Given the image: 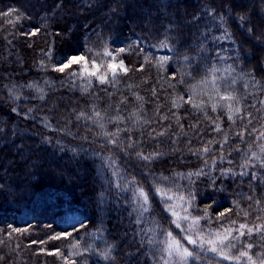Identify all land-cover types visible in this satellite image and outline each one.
Here are the masks:
<instances>
[{"label":"trees","instance_id":"1","mask_svg":"<svg viewBox=\"0 0 264 264\" xmlns=\"http://www.w3.org/2000/svg\"><path fill=\"white\" fill-rule=\"evenodd\" d=\"M165 37L161 68L151 52ZM118 45L127 72L110 85L71 88L77 65L55 70ZM201 88L215 101L193 107ZM262 131L264 0H0V264H165L167 232L198 257L187 264H251L188 244L167 204L190 216L183 229L200 218L193 238L253 228L226 251L261 264ZM136 186L150 194L143 216Z\"/></svg>","mask_w":264,"mask_h":264},{"label":"snow or ice","instance_id":"2","mask_svg":"<svg viewBox=\"0 0 264 264\" xmlns=\"http://www.w3.org/2000/svg\"><path fill=\"white\" fill-rule=\"evenodd\" d=\"M6 15H11V13H6ZM243 19V17H241ZM229 34L225 32V36L227 37ZM216 39H219L217 37ZM160 47L161 48H167L168 47V37H165V40L160 42ZM171 50V49H170ZM120 52H124V49H120ZM105 55L111 56L112 53L110 52H105ZM177 56H179V53H176ZM219 55V53L217 54ZM146 60L148 59L147 57L145 58ZM172 59V57H160L159 60L157 61V65L159 67H163L166 63L169 62V60ZM184 61L187 62L191 58L188 56L183 57ZM81 65V70L86 73L88 76L91 77H96L97 79L100 80L101 83L107 82L109 78V72L111 73V76L115 77L118 74V69L123 72H127V69L123 65V61H120L118 64L112 63L107 66V71L104 73H100V66L96 64L95 61H89L87 60L84 56H73L69 58L66 62H64L61 66L57 67L55 70L63 72L65 69L69 68L72 65ZM89 64H91V67H89ZM215 71V69L213 70ZM98 73H100L98 75ZM75 75V73H73ZM175 79V77H173ZM28 87H32V85H28ZM18 98V97H16ZM180 99H183L180 97ZM221 99L224 100H236V98L231 95L227 94L224 96H221ZM236 103L238 104L239 101L236 100ZM173 104L175 106L176 101H173ZM193 107H201L200 104L198 103H193ZM217 105L213 104L212 109L213 111L216 110ZM228 110L230 113H236L239 114L240 108L235 107L231 104L227 105ZM97 118H100V114L97 112L96 113ZM229 119H232V116L229 115ZM216 130L219 131V125L216 126ZM106 135H112L115 136V133L108 134ZM259 139H264V131L260 133V136L258 137ZM226 142V141H225ZM199 151V150H198ZM203 152H208L209 149L207 147H204L202 149ZM260 151L261 153H264V145L260 146ZM137 155L145 160V161H150L153 159V155H143L142 153H137ZM253 159L259 161L260 166L264 167V159H261L260 156H257L253 154ZM223 159V157H221ZM207 163V162H206ZM247 166V165H246ZM255 167V165H252ZM202 174L201 172L194 173V175H200ZM226 174V173H222ZM193 175V174H189ZM243 175V173H242ZM253 178H255V173H253ZM166 179V178H163ZM131 184H135V181H131ZM156 194L160 197L162 201H170L173 199L172 195H169L168 192H166L163 188L157 187L156 188ZM134 199L136 202V211L143 216L144 213H148L150 211V194L145 191L143 187L136 186L134 190ZM180 200H184V197L181 196L179 197ZM258 203V202H257ZM174 205L172 204H167L165 207V211L169 212L173 217V223L176 225L177 228H181L183 231H185V236L184 239L187 240L188 244L192 245L194 248H200L202 251L207 250L211 251L212 253L220 256L222 259L225 260H239L241 257H248L249 262L251 264H255V262L252 260V257L248 255L247 251H241L239 253V256H230L228 252L226 251L227 249H230L232 247H235V244L233 243L234 241L238 240L240 236L245 235L244 229H247V233L249 235L252 234L253 228L248 227V225L241 223L238 228H226L224 229L223 232L217 231L215 233L209 234L208 237H205V235L200 232L197 233L196 238H193V235L191 234L193 232V229L195 226L199 224V217H192L191 218V224L187 229L182 228L181 221H189L190 216L188 214L184 216H180L178 212L174 210ZM185 212H186V207H185ZM223 215V213H221ZM235 223V222H233ZM257 232H260L264 230V225H257L256 229ZM238 232V236H233V232ZM167 241H166V248H165V254H166V259H165V264H187V261L189 259H196L198 258L192 251H190L187 247H184L180 240H178L176 237L173 236L172 232H167ZM149 243H152L151 238H149ZM207 246V248H205ZM74 248H79V244L73 245ZM252 247L251 244L247 245V248L250 249ZM103 255L105 258H108L109 255V249H105L103 252ZM163 258V257H162ZM67 264V262H66ZM71 264H75V261H72ZM261 264H264V261H261Z\"/></svg>","mask_w":264,"mask_h":264},{"label":"rangeland","instance_id":"3","mask_svg":"<svg viewBox=\"0 0 264 264\" xmlns=\"http://www.w3.org/2000/svg\"><path fill=\"white\" fill-rule=\"evenodd\" d=\"M120 49H124L121 45L116 46V48H112V49H107L103 52H93L88 54L85 58L89 61H95L97 65L100 66V73H104L105 71H107V66L109 64L112 63H116L118 64L120 61H123V65L124 67L127 69L126 64L124 62V60L121 57V54L123 52H120ZM171 48L168 46L167 48H161L160 46L156 47L153 49V52L151 53H155L156 55V59L157 61L159 60L160 57H171ZM105 52H110L112 53L111 56L109 55H105ZM89 67H91V64H89ZM118 74L113 77L111 76V73L109 72V78L107 80V82L105 83H101L99 79H97L96 77H91L88 76L86 73H84L81 70V65H77V68L75 70H73L71 73H69V75L64 79V83L65 85H67L68 87L71 88H76V87H84L88 84H91L95 81L101 83V84H106V85H110L112 83V81L117 78L119 75L124 74L125 72L120 71L119 69L117 70ZM73 73H75V75H73ZM98 73V75L100 74ZM218 78L217 77H213L211 79V81L206 85V89L211 90L212 94H216L218 95ZM202 90L199 91V93H197L195 96H191L193 99L195 100L193 101V103H198L200 105H202L203 101H208L210 102L209 104L214 103L215 99L214 97H210L209 95H203L202 92H205V89L201 88ZM189 97L187 96L186 99H188ZM231 104V101L229 100L227 105ZM134 121V118L130 117L127 120L125 119L122 123H130ZM90 235L92 237L95 238H100L101 236V231L100 230H93L91 231ZM105 260V258H104Z\"/></svg>","mask_w":264,"mask_h":264}]
</instances>
